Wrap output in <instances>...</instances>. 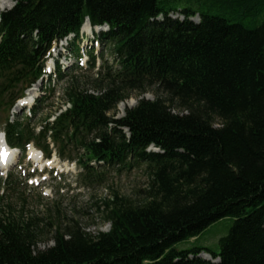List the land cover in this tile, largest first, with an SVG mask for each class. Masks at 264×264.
Listing matches in <instances>:
<instances>
[{
    "label": "trees",
    "instance_id": "obj_1",
    "mask_svg": "<svg viewBox=\"0 0 264 264\" xmlns=\"http://www.w3.org/2000/svg\"><path fill=\"white\" fill-rule=\"evenodd\" d=\"M12 1L0 12L6 142L22 155L29 143L47 158L55 151L86 177L94 164L143 166L151 191L137 204L107 200L109 229L92 234L51 212H27L21 182L8 174L0 180V264H264V0ZM86 17L108 27L97 38L105 44L101 59L111 60L96 67L91 50L85 69L74 66L97 68L94 92L72 74L63 88L70 106L54 120L49 112L33 123L41 100L30 115L10 119L45 74L53 43L78 39ZM67 48L81 56L74 40ZM56 76L64 77L59 68ZM149 87L155 98H140L122 117L110 114L128 91ZM224 218L231 224L218 249L176 247ZM53 224V245L39 248L44 226Z\"/></svg>",
    "mask_w": 264,
    "mask_h": 264
},
{
    "label": "rangeland",
    "instance_id": "obj_2",
    "mask_svg": "<svg viewBox=\"0 0 264 264\" xmlns=\"http://www.w3.org/2000/svg\"><path fill=\"white\" fill-rule=\"evenodd\" d=\"M12 6L13 2L3 10ZM173 15L177 16V14ZM193 19L196 20L197 18L194 17ZM98 30L96 29L94 34L99 32ZM82 37V40L78 39V44L80 45V50L83 52L90 46L93 47L95 55L99 53L95 48L99 50L104 49V44L101 42L98 44L92 39L93 36L82 35ZM69 42V39L67 41L62 40L53 45L50 51L54 59H56V55L60 59L58 62L59 68L63 72L64 78L58 79L55 82L53 80L45 81V79H42L37 84L31 86L28 92L25 91L24 93L30 96L29 93L34 89L36 97L41 98L39 106H43L44 109L33 119V123L35 124L43 120L45 113L51 112V114H55L65 107L66 99L63 97L62 90L66 86L67 81L71 79L68 76L74 75V78H72L74 84L90 88V92H94L95 90L93 89L95 69L91 71H79L72 68L74 67V59L68 56L66 49L62 48V46L68 45ZM63 55L66 56V59H62ZM105 57L110 60L108 55H104ZM50 64L51 62L48 63L47 68ZM127 93L128 97L118 102L116 108L110 113L114 114L116 118L122 117L125 109L133 107L140 98L153 99L157 95L154 87H149L141 93L136 90L128 91ZM21 107L15 104L8 113L9 118L28 115V108ZM5 115L3 112L0 113L2 120ZM51 119L52 116L50 117ZM53 158H55L53 166H47L48 168L42 171V167L39 166L40 164L36 165L32 163L26 153L20 157V153L14 150V164H11L6 171L0 172V179L2 180L8 174L18 176L16 180L21 182L22 185L19 193L24 195L26 199L25 210L27 212L32 211L38 216L51 212L54 218L59 217V223L63 226L76 223L85 231L94 234L98 231H107L109 229L110 225L107 221L108 210L105 206L107 200L117 195L133 204H137L145 201L150 196V177L143 166L120 169L119 167H98L97 164L92 163L96 172L92 178L84 175L77 162L71 163L63 160L54 152L51 155V159ZM11 197L13 202L19 200L17 193H14ZM47 220L45 217L42 224L46 223ZM230 224L231 219L224 218L208 226L199 236L179 242L176 247L184 249L195 245H205L216 250L218 249V239L227 233ZM55 226V224L44 226L42 234L39 237V248L44 249L53 245L52 236ZM199 255L203 259H208L204 257L205 253L203 252Z\"/></svg>",
    "mask_w": 264,
    "mask_h": 264
},
{
    "label": "bare ground",
    "instance_id": "obj_3",
    "mask_svg": "<svg viewBox=\"0 0 264 264\" xmlns=\"http://www.w3.org/2000/svg\"><path fill=\"white\" fill-rule=\"evenodd\" d=\"M12 4V0H0V12L4 8L10 6ZM88 24L84 23L81 27V30L88 31ZM36 90V89H35ZM30 96H26L24 99H21V102L17 104V106H22L23 105H30L36 96L34 94V89H32L31 93H29ZM27 155L28 159L38 165L40 167L43 166H53L55 158L53 159H45L42 157L41 152L38 149H34L32 146H30L27 150ZM13 159H14V150L10 149L7 147V144L4 141L3 133L0 131V170L1 172L6 171L11 164H13ZM205 257L207 255L205 254ZM209 258V257H208Z\"/></svg>",
    "mask_w": 264,
    "mask_h": 264
},
{
    "label": "water",
    "instance_id": "obj_4",
    "mask_svg": "<svg viewBox=\"0 0 264 264\" xmlns=\"http://www.w3.org/2000/svg\"><path fill=\"white\" fill-rule=\"evenodd\" d=\"M217 261H218L217 259L212 260V262H217Z\"/></svg>",
    "mask_w": 264,
    "mask_h": 264
}]
</instances>
